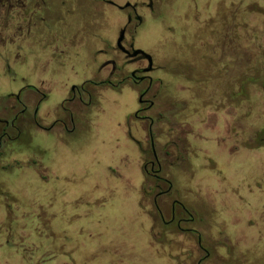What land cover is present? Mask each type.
I'll list each match as a JSON object with an SVG mask.
<instances>
[{
	"label": "rangeland",
	"instance_id": "1",
	"mask_svg": "<svg viewBox=\"0 0 264 264\" xmlns=\"http://www.w3.org/2000/svg\"><path fill=\"white\" fill-rule=\"evenodd\" d=\"M115 1L142 5L149 0ZM45 2L47 18L35 35L21 36L19 31L6 39L20 45L23 63L1 60L0 102L5 105L9 92L41 77L52 125L62 102V78L88 73L85 63L97 48L106 47L103 32L114 34L117 48L131 9L108 7L103 0ZM154 7H140L143 24L134 33L133 21L128 30L164 65L157 108L166 111L165 118L172 119L177 97H194L186 114L177 116L184 121L196 120L190 114L198 105L217 107L209 105L204 88L190 77L218 78L205 84L208 92H215L213 97L223 92V80L232 99L240 94L241 83L243 87L242 105L223 101L236 107V116L227 109L223 120L219 118L224 124L216 123L222 130L191 123L186 159L160 154L162 174L174 185L159 203L169 219L172 200L182 201L194 216L185 226L195 230L163 224L154 202L158 190L144 185L151 180L142 165L144 157L152 158L150 142L140 136L150 151L145 155L125 126L137 98L108 90L97 95L87 133L62 138L59 124L48 131L31 124L18 141L0 148V203L5 204L0 207V264H220L227 247L238 264H264V141L252 145L253 150L245 143L241 147L243 134L249 135L245 141L250 144V129L264 123V0H154ZM62 24L73 39L68 59L75 66L74 72L71 64L63 74ZM118 53L116 49L115 58L121 61ZM164 123L167 131L169 124ZM132 132L137 137L134 128ZM167 138L165 133L157 137L158 151ZM233 138L236 145L230 143ZM208 142H215L213 150L204 149ZM237 153L232 163L229 157ZM234 165L239 174L229 179L225 171ZM199 234L211 252L202 260L206 251Z\"/></svg>",
	"mask_w": 264,
	"mask_h": 264
},
{
	"label": "flooded vegetation",
	"instance_id": "2",
	"mask_svg": "<svg viewBox=\"0 0 264 264\" xmlns=\"http://www.w3.org/2000/svg\"><path fill=\"white\" fill-rule=\"evenodd\" d=\"M63 1L65 2V0ZM103 3L108 7L117 6L120 9H131L127 14V22L119 30L116 41L117 48L114 46V34L109 35L103 32L104 36H101V42H104L106 47L97 48L92 60L85 63V69L88 73L79 79L62 78V102L59 104V106L62 107V112H60V107L55 111L52 125L48 124V119L52 111L45 108L49 93L44 91L46 84L43 78L39 77L37 82L26 83L16 91L9 92L7 94L8 102L6 101L5 105L0 102V148L3 147V145L9 146L11 143L18 141L21 136L30 129L31 124L43 131L51 130L53 126L59 124L62 126V138L65 136L73 137V135L76 136L80 132L87 133V126L93 122V118L91 119L90 114L93 112L96 105L97 95L108 90L125 94L130 92L133 96L135 95L137 102L130 106L126 116L125 126L129 130L131 137L139 143L141 151L144 152L145 155L150 151L144 148L142 141H144L145 138L149 140L152 153V158H146L147 156L143 158L142 165L145 176L151 178V180H146L144 185H151V188L158 190L155 194L154 202L165 227L175 224L181 231H193L195 229L190 226H185V223L193 221L194 216L182 201L177 198L172 200L170 207L171 217L169 219H167L164 209L159 203V197L168 194L171 189H173L174 185L172 180L162 174L163 163L160 154L163 153L162 155L165 157L176 155V158L182 157L186 159V155L192 143L188 139V134L192 131L191 123L197 128L208 127L216 129L224 124L220 119L223 120L221 117L225 115L227 109L234 110L236 116V107L231 103L225 105L223 101L228 99L232 102L235 101L236 104L242 105V83L239 85L241 89L240 94L237 92L234 93L235 97L232 99L230 95L231 87L226 89V80H223L221 81L224 85L223 92L221 95L213 97L215 92H208L207 89H205V84L211 83V81L213 82V80L218 78H213L209 81L204 75L197 76L196 78L190 77L194 80V83L204 88V93L210 101L209 105L214 104L217 105V107L198 105V107H195L193 113L190 114V116H193L196 120L184 121L183 117L177 118V116L186 114L185 109H189L188 105L194 97H191L189 101L177 97L175 102L172 103L173 108H175V111L170 116L172 119L165 118L166 111L163 108H157L158 99L163 96V78L161 76V71L164 65L157 62L154 54L138 45V37L136 34H130L128 30L132 22L136 21L134 26V33H136L137 28L140 27L144 21L139 8H147L153 11L155 9L154 0L143 2L142 5L131 2L132 5L128 6H125L126 3L121 5L115 0H103ZM47 10V4L46 2L43 4V0H0V63L1 60L5 63L9 60H13L16 64L23 63V58L22 60L20 58L22 55L18 53V49L21 48L20 45L15 46L14 41L12 43H7L8 40L6 39L14 34H18L19 31L21 36L25 34L29 36L35 35V31L41 29L45 23ZM24 21L26 22L24 23ZM123 29H125L124 38L122 40L124 48H121L117 45V42ZM24 31H26V33ZM96 36L98 37L99 35L96 34ZM72 40L73 39L67 35L66 25L62 24V49H59L62 52V74L64 73V68L67 66L70 67L71 64L72 72L75 71L74 62L71 63L68 59V53L73 44ZM204 45L207 47L210 44H206L205 42ZM116 49L119 52L118 56L121 57V61L115 58ZM136 49H143L150 53L153 58L152 63H150L145 53H135ZM4 54L6 55L5 61L3 59ZM98 55H102L103 57L99 58ZM42 58L46 59L50 65V60L47 55ZM49 65L43 72L49 69ZM38 67L40 69V62ZM262 88L264 93V87ZM186 90L192 95L189 86L186 87ZM164 121L169 124L167 131L163 127V124H165ZM217 122L220 123L219 126H216ZM132 128L135 129L137 137L132 132ZM263 128L264 123H259L250 129L249 134L252 136L250 138V144L245 141V137L248 138L249 135L246 136L243 134L241 137V147H243L245 143V145L250 147L248 149L253 150L254 148L252 145L262 143L264 138H260V132ZM164 133L169 139L167 138L165 140L161 150L158 151L156 145L157 137ZM224 134L229 135L227 133ZM140 136H142L141 138H144V140L141 139ZM197 137H199L198 133L196 134L193 132V139L197 140ZM237 142L238 141H236V139L234 140V138L230 141V143L235 145ZM215 145V142H208L204 149L206 151L213 150ZM238 157L239 155L237 153L229 158H231L230 161L234 163ZM230 169L225 171L227 177L229 179L236 178L239 174L236 170L237 167L234 165L231 166ZM164 183L168 184L167 188L164 187ZM230 197L233 198V196ZM0 207H5V204L0 203ZM201 238V234H199L200 246L206 251L205 256L201 258L202 260L205 257H209L211 252L201 244ZM256 238L257 236H253V241ZM231 250L230 247H227L226 251L222 253V263L220 264H238L234 261Z\"/></svg>",
	"mask_w": 264,
	"mask_h": 264
},
{
	"label": "water",
	"instance_id": "3",
	"mask_svg": "<svg viewBox=\"0 0 264 264\" xmlns=\"http://www.w3.org/2000/svg\"><path fill=\"white\" fill-rule=\"evenodd\" d=\"M128 5H132V3H131V2H127L125 6H128ZM124 33H125V29H123V30L121 31L120 37L118 38V42H117V45H118L119 47H121V48H124V46H123V44H122V40H123V38H124ZM137 52L145 53V54L147 55L148 59L150 60V63H152L153 58H152V55H151L150 53L146 52V51L143 50V49H136V50H135V53H137Z\"/></svg>",
	"mask_w": 264,
	"mask_h": 264
}]
</instances>
